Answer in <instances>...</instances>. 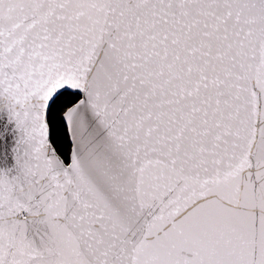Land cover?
<instances>
[{"label": "snow or ice", "instance_id": "obj_1", "mask_svg": "<svg viewBox=\"0 0 264 264\" xmlns=\"http://www.w3.org/2000/svg\"><path fill=\"white\" fill-rule=\"evenodd\" d=\"M0 264H264V0H0Z\"/></svg>", "mask_w": 264, "mask_h": 264}]
</instances>
